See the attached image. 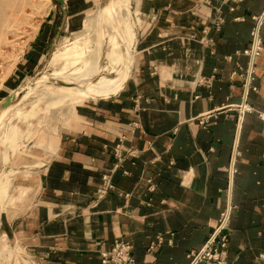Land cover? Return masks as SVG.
<instances>
[{
    "label": "crops",
    "instance_id": "obj_1",
    "mask_svg": "<svg viewBox=\"0 0 264 264\" xmlns=\"http://www.w3.org/2000/svg\"><path fill=\"white\" fill-rule=\"evenodd\" d=\"M131 4L128 77L109 96L59 99L74 104L68 117L59 115L56 130H34L40 140L20 162L33 181L11 187L9 205L0 202V253L8 243L24 250L28 264H98L100 251L122 237L135 264H187L227 211L224 264H264V0ZM65 12L60 28L71 33L83 15L72 20ZM60 17L59 4L39 20L6 93L32 77L24 79ZM257 19L255 88L244 94L243 49ZM29 97L0 127V142L10 128L21 132L10 118L32 114L34 103L21 112ZM242 102L250 108L239 112ZM0 264L27 263L2 254Z\"/></svg>",
    "mask_w": 264,
    "mask_h": 264
},
{
    "label": "rangeland",
    "instance_id": "obj_2",
    "mask_svg": "<svg viewBox=\"0 0 264 264\" xmlns=\"http://www.w3.org/2000/svg\"><path fill=\"white\" fill-rule=\"evenodd\" d=\"M131 1L132 0H120V3L124 2L127 7V9L124 11V16L126 13L129 14L132 10ZM18 2H15V5L17 3L19 4H17L18 6L16 5V9L14 6V9H12V11H9L10 14L8 13L6 16H3L0 10V97L5 94L11 86L6 81V77L11 72L18 56L21 55L23 51L28 47V44H30L31 39L33 38V34L38 27L39 20L43 17V15L49 8H53L55 11H57L59 8V4L55 2V0H19ZM63 5L69 12V18L74 20L78 17H81L86 10H97L99 4L98 0H65V2H63ZM89 12H87L82 16V18H80L78 27L74 29L73 32L69 33L68 29L65 27L63 29L60 28L56 39L41 43L39 47L41 50V56L38 59L39 62L34 68L33 73L25 76L24 79L33 76L44 66L45 67L43 71L47 72V69L54 71V69H56L60 73V66H54L52 65V63L48 62L47 67L49 45L51 46V48L53 46L54 51L60 52L64 50L65 47L68 49L74 47L80 48L83 43L88 50L86 52L93 54L92 56L82 59L83 62H80L77 66L79 68L78 70L80 71V73H84L85 77L93 72L101 51V45L99 42V38L97 37L96 30H93V28L85 25L84 21ZM102 26H104L102 22H99L97 24V28H100ZM54 30L55 27L52 28L51 32ZM93 36H96L94 40ZM104 44V64L100 71V74L95 80L91 81V83H96L101 76L113 78L118 76L119 74L120 64L112 61L107 50L111 43L107 41ZM76 54L79 55L77 50ZM30 80L31 79L29 78L26 82H30ZM21 82L23 81H20L18 84H20ZM27 95L30 97L29 99L26 98L21 104V112L23 114L24 111L28 109V105L34 103L31 107L32 114L27 116L24 121L20 119L18 120L16 116H12L10 118V122L16 123L21 126V132H19L16 136H13L15 128H10L9 134L5 135L4 138H2V142H0V184L3 182L4 185H6L3 189L6 191L5 196L3 197L0 195V202L2 203V205H9L7 200L11 187H13V189L15 190L17 186L25 185V182L27 181H33V173H31V170L27 169L28 171H23V169H26V167L24 165H20V162L24 160L22 158L28 151L27 146L30 144L36 145V142L40 140L34 130H38L40 132H43L42 130L44 128L50 131L56 130L57 125L62 122L59 115L62 116L64 114V117H68L71 108L74 107V104H71V100L69 98L59 104V98H54L52 96L50 99L54 100V102L58 105L54 108L45 100V97L43 101H37L39 100V95H36V93L31 91ZM8 128L9 126H6L5 131H7ZM25 140H27L26 146L19 149L24 144ZM10 144H14V147H11ZM16 150L18 151L15 152L10 158V154ZM8 167H15L17 169L16 171H13L10 168L8 169ZM2 254L4 255V257H9L12 254L15 260L23 261L27 264L29 262V258L22 248L10 246V244L8 243H6V248L4 252L0 253V256Z\"/></svg>",
    "mask_w": 264,
    "mask_h": 264
},
{
    "label": "bare ground",
    "instance_id": "obj_3",
    "mask_svg": "<svg viewBox=\"0 0 264 264\" xmlns=\"http://www.w3.org/2000/svg\"><path fill=\"white\" fill-rule=\"evenodd\" d=\"M18 1L0 0V10L2 15L6 16L9 11L14 9V6L16 9V5L19 3ZM15 2L18 3L15 5ZM126 9L127 7L125 3H120V0H104L100 6L98 5L97 10L91 11L87 14L84 21L85 25L96 30L101 45V51L96 67L90 75L85 77V74L80 73L78 70L79 68L77 67L80 62H83V58L85 59V57L92 56L93 54L86 52L88 50L83 43L80 48L74 47L68 49L65 47L64 50H59L60 52L54 51L52 46L47 55V67L48 62L52 63L54 66H60V73L56 69H54V71L48 69L47 72L43 71L44 66L36 74L30 77V82H25L23 85L13 90V92L16 93L22 89L23 94L16 103L9 105L2 110L0 113V127L6 119L12 115V112L16 109L15 105L31 91L34 93L37 92V95L41 98H51L53 96L58 97L61 100L70 96L79 97L81 95L84 99H87L105 97L116 93L124 80L128 77L132 64V45L134 40L132 16L134 11L131 10L129 14L126 13L124 16V11ZM99 22H102L104 26L97 28ZM95 37L96 36H93V40ZM107 41L111 43L107 49L110 58L113 62L120 64L119 74L113 78L101 76L96 83H91V81L97 78L103 67L105 58L104 43ZM76 50L79 55L76 54ZM39 88L42 89L38 90ZM48 103L52 105V107H56L54 102L49 101Z\"/></svg>",
    "mask_w": 264,
    "mask_h": 264
},
{
    "label": "built area",
    "instance_id": "obj_4",
    "mask_svg": "<svg viewBox=\"0 0 264 264\" xmlns=\"http://www.w3.org/2000/svg\"><path fill=\"white\" fill-rule=\"evenodd\" d=\"M259 22L260 19H257L256 26L251 30L250 45L246 49H243V52L248 55V64L245 68V77L243 81L244 94L249 87L253 89L255 88L250 84L252 78L251 62L261 48L257 32ZM236 108L241 112L243 109H249L250 106H248L247 103L242 102L236 105ZM106 179L107 178H105V180ZM226 225L227 211L219 217L215 227L206 237L200 248L190 253L187 264H195L199 260H203L205 264H224L222 251L227 243V234L224 231ZM131 250L132 243L130 240L122 237H115L107 249L100 251L98 264H135ZM262 258L264 259V255Z\"/></svg>",
    "mask_w": 264,
    "mask_h": 264
},
{
    "label": "water",
    "instance_id": "obj_5",
    "mask_svg": "<svg viewBox=\"0 0 264 264\" xmlns=\"http://www.w3.org/2000/svg\"><path fill=\"white\" fill-rule=\"evenodd\" d=\"M57 1L59 4H60V8H61V17H60V21H59V24H58V27L56 29V31L54 32L53 36H52V39H56L57 38V35H58V32H59V29L65 19V8L63 7L62 5V2L63 0H55ZM104 0H98V4L99 6L101 5V3L103 2ZM51 50V46L49 45V48H48V52ZM125 81V80H124ZM124 83V82H123ZM122 83V84H123ZM23 94V90H19L18 92H13V91H9L7 94H5L3 97L0 98V113L2 112V110L4 108H6L7 106L13 104V103H16L19 98L21 97V95Z\"/></svg>",
    "mask_w": 264,
    "mask_h": 264
}]
</instances>
